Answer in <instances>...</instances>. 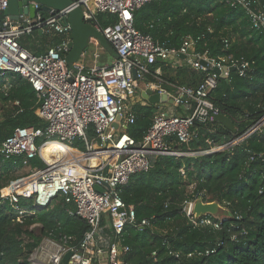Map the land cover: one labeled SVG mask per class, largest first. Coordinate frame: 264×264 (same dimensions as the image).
<instances>
[{
	"label": "built area",
	"instance_id": "obj_1",
	"mask_svg": "<svg viewBox=\"0 0 264 264\" xmlns=\"http://www.w3.org/2000/svg\"><path fill=\"white\" fill-rule=\"evenodd\" d=\"M85 19L91 20L116 52V60L109 65L86 67L80 62L71 65L69 53L71 28L66 25L69 10L43 11L32 2L36 15H21L17 21L6 16L0 24V77L2 90L10 89V75L25 78L37 93L40 105L37 115L45 122L44 128L19 127L0 146L6 159L21 158L23 166L36 158L44 160L41 148L48 142L71 146L83 141L86 150L73 162L58 159L46 162L43 169H35L27 177L11 181L0 190V197L18 207L21 199H31L37 208H46L59 197L74 204L76 215L90 225V230L77 245H69L67 236L58 240L44 237L29 256L30 264H124L123 257L130 248L122 243L127 226L143 228L149 220L136 221L133 206L127 205L120 188L131 177L148 172L160 155H182L172 150L173 145L189 144L197 138L195 124H205L213 114H221L210 100L217 89L222 70L229 78L231 68L244 77L251 63L244 58H212L195 51L196 40L188 36L179 48L168 47L140 32L134 23V13L153 0H73ZM242 7L250 17L252 28L264 30V11L257 0H228ZM9 7V0H0V13ZM111 15L115 23L102 26L97 16ZM36 31L65 37L61 44L38 55L21 44L23 36ZM68 36V37H67ZM228 46V41H225ZM185 57V58H183ZM158 62L171 67L186 64L202 72L205 78L197 87L170 83L173 93L165 88L166 80ZM129 66V67H128ZM220 71V72H217ZM168 94L170 106L156 105L151 126L143 138L136 140L128 129L136 123L134 106L141 104V89ZM0 89V90H1ZM172 96V97H171ZM19 105L18 102L15 103ZM147 105V103L145 104ZM183 108L187 114L179 115ZM3 120L0 109V122ZM115 124L118 127L115 128ZM264 127V116L254 125ZM253 126V127H254ZM93 130L95 138L88 139ZM48 141L38 145L40 139ZM240 140L213 149L220 151L236 145ZM102 188V192L97 190ZM193 202L184 211L195 225L220 227L227 218L206 216L196 219ZM215 218L216 220H213ZM106 221L104 224L103 222ZM69 256L68 260L65 258Z\"/></svg>",
	"mask_w": 264,
	"mask_h": 264
},
{
	"label": "trees",
	"instance_id": "obj_2",
	"mask_svg": "<svg viewBox=\"0 0 264 264\" xmlns=\"http://www.w3.org/2000/svg\"><path fill=\"white\" fill-rule=\"evenodd\" d=\"M257 1L264 11V0ZM97 18L102 26L116 21L106 14ZM134 23L160 44L179 48L190 36L196 40L197 53L216 59L244 58L251 68L244 77L236 71L227 79L220 77L210 95L220 113L233 121L237 134L212 120L195 124L197 138L172 147L182 155H160L150 171L133 175L120 188L123 201L136 210V221L150 222L143 228H125L121 240L130 251L123 257L124 264H264V127L236 145L212 151L248 133L264 116V30L253 29L247 12L228 0H153L135 11ZM158 66L169 83L197 87L205 78L186 64L176 72L166 63L158 62ZM2 85L0 77V89ZM39 105L37 93L19 75L10 89L0 90V146L16 128H44L45 122L37 115ZM133 109L137 120L127 132L140 140L152 124L156 107L147 104ZM94 138L90 130L89 141ZM46 141L40 139L38 145ZM65 146V162L81 157L77 149ZM74 147L86 150L83 141H76ZM41 154L49 159L44 150ZM31 165L46 167L40 158ZM21 167V158L6 159L0 154V190L19 178L12 172ZM198 198L218 202L228 210L229 218H212L220 222L219 228L195 225L184 209ZM22 211L30 214L19 218ZM74 211V204L65 203L63 197L46 208H37L31 199H21L16 208L0 197V264H30V254L44 237L67 236L69 245H77L90 225L72 215ZM36 224L42 227L39 236L30 230Z\"/></svg>",
	"mask_w": 264,
	"mask_h": 264
},
{
	"label": "water",
	"instance_id": "obj_3",
	"mask_svg": "<svg viewBox=\"0 0 264 264\" xmlns=\"http://www.w3.org/2000/svg\"><path fill=\"white\" fill-rule=\"evenodd\" d=\"M32 2L39 4L41 9L47 13L69 10L68 18L66 20V25H70L71 28V41L68 44L69 53L66 57L69 65L79 61L83 55L88 53L93 39L99 40L103 45L109 44L102 33L95 28V24L91 20L85 19L82 8L79 6L73 7V0H9V7L4 14L15 21H17L23 14L30 15L34 18L36 15V9L34 8V5L31 4ZM230 70L233 72L236 69L231 68ZM226 71L227 69L225 68L222 70V78L227 79V76L225 75ZM143 97L152 105L166 103L168 101L173 103V100H169V95L166 93L159 94L153 93L151 90H146V92L143 93ZM211 120L220 123L234 134H237L238 132L233 121L222 113L218 115L213 114ZM114 126L117 128L118 124H115ZM258 128L259 125L252 127L248 133L235 140L243 141L246 137L256 132ZM97 190L100 192L103 191L100 187H97ZM192 213L198 220L206 216L229 218L228 210L222 207L218 202H204L202 198L195 200L192 207ZM68 258L69 256L65 258V261H67Z\"/></svg>",
	"mask_w": 264,
	"mask_h": 264
},
{
	"label": "crops",
	"instance_id": "obj_4",
	"mask_svg": "<svg viewBox=\"0 0 264 264\" xmlns=\"http://www.w3.org/2000/svg\"><path fill=\"white\" fill-rule=\"evenodd\" d=\"M2 17L5 18L6 15L4 13H0V19H2ZM70 37L71 36H69V38ZM61 38H62V36H59L57 34L44 33L42 31H36L33 34L23 36V38L21 39V43L25 48L29 49L33 53L41 55V54H44L50 47L57 45L58 44L57 41ZM91 42H93L96 49L98 50V51L94 52L93 56L95 59L92 62L89 61L88 60V53H87V54L83 55L78 62H80L83 65H85L86 67L90 68V67H93L95 65H109L116 60V52L113 49V46L111 44L103 45L99 42V40H96V39H93ZM182 65H184V64H180L176 67H171V68L173 69V71L175 70V72H176V69ZM175 72H174V75L176 74ZM15 76H17V75H10L9 76V82L11 83V85H13V81L15 79ZM4 83L5 82H3V84ZM168 84H170V83L168 82L167 84H165V88H167L169 92L173 93L174 88ZM144 92H146V90L142 88L141 92H140V100H143L144 103L141 101L142 103L137 104V105H144L145 106L146 103L150 104L148 102V100L143 97ZM164 104L166 106H170L172 103L168 101L166 103H159L156 105L160 106V105H164ZM150 105H152V104H150ZM156 105H154V106L157 107ZM177 112L179 115L187 114L186 110L183 108H179ZM62 145H64V144H62Z\"/></svg>",
	"mask_w": 264,
	"mask_h": 264
},
{
	"label": "rangeland",
	"instance_id": "obj_5",
	"mask_svg": "<svg viewBox=\"0 0 264 264\" xmlns=\"http://www.w3.org/2000/svg\"><path fill=\"white\" fill-rule=\"evenodd\" d=\"M95 51H98V50L96 49V47L93 44V42H91L90 49L88 51V60L91 61V62L95 59L94 56H93ZM141 101L144 103L143 100H141ZM70 145L74 147V144H70ZM47 146L48 147L46 149H43L44 152H45V154L47 155V158H56V159H59V155L60 156L63 155V158H60V159L62 161L68 160V156L66 154V151L68 149H67L66 146L60 144L59 142H52V145L49 144ZM79 155L81 156V153H79ZM44 159L47 160L45 157H44ZM42 161L46 164V162L44 160H42ZM34 170H35V168H33L32 165L23 166L21 168L14 169V171L12 172V174L14 176H18L19 178L20 177H27V176L31 175ZM55 203L58 204L59 202H55ZM26 213L30 214V212H28V211H22V213H19V218L22 217V216H24ZM30 230H32L37 236H39L41 234L42 227H41L40 224H36V225L31 226L30 227ZM20 262H21V260H19V263Z\"/></svg>",
	"mask_w": 264,
	"mask_h": 264
},
{
	"label": "bare ground",
	"instance_id": "obj_6",
	"mask_svg": "<svg viewBox=\"0 0 264 264\" xmlns=\"http://www.w3.org/2000/svg\"><path fill=\"white\" fill-rule=\"evenodd\" d=\"M49 143H51V142H48L47 144H49ZM47 144L44 146V147H42L41 148V151L43 150V149H46L48 146H47ZM61 144H64V143H61ZM64 145H66V144H64ZM67 146H69V145H67ZM79 151V150H78ZM43 157V156H42ZM44 158V157H43ZM53 159H56V158H49L47 161H50V160H53ZM45 160V159H44ZM60 162H65V161H62L60 158L58 159Z\"/></svg>",
	"mask_w": 264,
	"mask_h": 264
}]
</instances>
